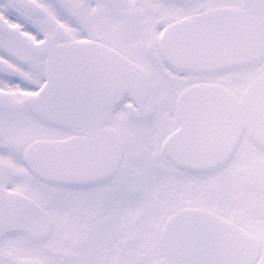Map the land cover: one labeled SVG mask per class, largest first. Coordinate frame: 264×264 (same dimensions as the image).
<instances>
[{
    "label": "snow or ice",
    "instance_id": "snow-or-ice-1",
    "mask_svg": "<svg viewBox=\"0 0 264 264\" xmlns=\"http://www.w3.org/2000/svg\"><path fill=\"white\" fill-rule=\"evenodd\" d=\"M0 264H264V0H0Z\"/></svg>",
    "mask_w": 264,
    "mask_h": 264
}]
</instances>
